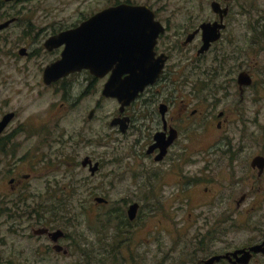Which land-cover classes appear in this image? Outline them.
Here are the masks:
<instances>
[{
  "label": "rangeland",
  "instance_id": "374dc122",
  "mask_svg": "<svg viewBox=\"0 0 264 264\" xmlns=\"http://www.w3.org/2000/svg\"><path fill=\"white\" fill-rule=\"evenodd\" d=\"M113 1L19 0L0 5V21L7 18L1 12L18 13L21 18L31 17L34 28L43 29L47 21H76ZM134 1L150 5L163 21L168 20L167 37H177L166 65L174 77L176 106L179 99L189 97L190 109H203V114L192 117L189 137L193 146L216 150L220 184L217 187L224 199L223 206L227 202L233 207L240 191L250 186V181L242 179L244 161L262 151L264 145V0H233L221 37L201 54L196 53L199 38L185 47L178 43L184 39L186 31L203 20L214 18L210 0ZM18 33L13 26L0 30V103L2 110H18L12 124L23 129L16 137L17 155L31 147L36 155L41 148L47 158L39 162L34 157L37 161L33 169L27 163L17 166L20 171L30 172L25 182L32 193L26 200L30 209H10L0 214V264H127L122 255L131 256V264H157L156 260L164 251L161 248L170 247L171 241L153 239L156 234L147 233V229L169 228L173 209L170 180L153 178L152 155L146 153L153 128L141 125L140 117L135 118L132 127L125 132L111 125L118 102L101 95V80L86 91L88 80H84L82 73L74 91L75 97L79 96L74 108L70 106L72 101L69 105L63 104L60 94L52 88L38 89L34 81L24 76V71L27 66L29 77L30 72L37 71L35 61L41 59V54L19 55L20 44L14 40ZM38 45L39 41L32 40L28 47L34 50ZM239 71L247 72L252 79L242 99L234 81ZM198 100L202 103L196 102ZM92 107L94 113L88 118ZM133 108L139 110V103ZM219 110L227 113L222 129L214 124ZM238 141L242 143L240 149H237ZM227 149L231 152H226ZM85 155L99 161L100 167L94 174L80 163ZM229 155L237 159L231 160ZM41 164L48 167L44 170L48 173L39 172ZM5 168L1 163L0 178ZM55 176L60 185L50 180ZM144 183H148L145 191ZM260 185L264 187V179ZM150 187L155 195L147 189ZM201 195V191L193 189L191 200ZM14 196H0V200ZM96 197L106 198V205ZM133 201L142 203L143 241L130 238L136 223L124 225L122 218ZM2 206L0 204V208ZM187 211L192 212L191 218L186 216ZM195 211L196 208L190 207L176 212V215L184 214L192 223L189 235L195 231ZM260 212L256 209L253 215L259 216ZM42 225L65 231V236L58 241L67 247L66 253L54 250L53 241L46 234L32 233V227ZM248 234L247 230L238 228L228 236L240 242L248 238ZM176 251L171 254L175 264H189ZM251 264H264V258L259 257Z\"/></svg>",
  "mask_w": 264,
  "mask_h": 264
},
{
  "label": "flooded vegetation",
  "instance_id": "af4514ba",
  "mask_svg": "<svg viewBox=\"0 0 264 264\" xmlns=\"http://www.w3.org/2000/svg\"><path fill=\"white\" fill-rule=\"evenodd\" d=\"M16 1L19 0H0V5ZM232 1L233 0H210V7L215 15L214 18L203 20L198 25L192 27L190 31H186L184 39L180 40L178 43L179 46L185 47L199 38V47H196V53L201 54L205 52L206 50L199 52L203 44L202 30L200 27L201 23L205 21L223 23L224 25L219 28V39L227 26ZM119 3L146 4L134 0H115L97 11ZM212 3H216V10H214ZM148 6L154 12V19L158 20L163 25V30L157 34L153 46L156 60L159 62L163 59L162 68L153 82L145 84L143 89L140 90L133 99L123 105L119 102L117 97L104 96L102 94L103 86L111 76V69L101 76H97L88 68L83 67L49 81H46L44 77L45 68L61 57L65 45L61 43L57 46L49 47V44L46 43L47 40L51 36H55L64 30L76 27L81 21L92 16L97 11L79 17L76 21H47L43 29L34 28L31 17L21 18L18 13L10 15L1 12L7 18L0 21V30L9 26L18 29V36H15L14 40L17 44H20L17 49L19 55L28 57L31 55L37 56L38 53L41 54V59L35 61L37 71L29 73L31 78L27 75L29 71L27 66L24 71V76L34 81L38 89L52 88L55 93L60 94V97L63 99V104L69 105L72 101L70 106L74 108L79 100V96L75 97L74 91L77 89V84L80 83V74L82 73L84 74V80H88V88H86V91H90V87L98 80H101V95L106 98H114L118 102L117 110L110 119L111 125H115L120 131L125 132L132 127L134 119L140 117L141 125L147 128H153L151 139L146 143V153L152 155L153 178H165L170 180L172 189L169 194L171 195V207L173 209L171 215L173 221L169 228L160 227V229H157L156 227L154 229V227H151L147 229V233L154 231L156 234L152 237L153 239L158 241H166L165 239H167V241H171L170 247L161 248V250L164 251H161V256L156 260L157 264H175L171 254L176 250H178L176 252L182 254L183 260L189 264H251L253 261L258 260L259 257L264 258L263 250L253 251L249 249L250 246L264 241V187L262 188L260 185L261 181L264 179V165L260 168L257 164H252V158L255 155H264V145L262 146V151L255 153L252 157H248L247 161H244L242 179L250 181L249 188L240 191L241 193L235 199V205L233 207L227 202L223 206L224 199L219 193L220 188L217 187L220 184L216 171L218 161H216L214 155L216 150L208 149L207 146H193V142L189 137L191 119L196 115L203 114V109H200V107H192L190 109L188 107V104L191 102L189 97L179 99L178 105L176 106L177 103L175 100L178 95L172 84L174 77L171 76L170 70L166 65L170 58V51L176 47L177 37L174 39L167 37L168 35H166L165 31L169 26L168 20L166 22L163 21L157 12L150 5ZM191 33H194L193 36L187 39L188 35ZM173 35L176 34L174 33ZM33 36L34 39H32ZM7 40L9 41V38ZM32 40L39 41L38 47L34 50H30L28 47ZM215 41L216 40L211 42L209 48ZM209 48H207V50ZM30 59L32 58H29V60ZM240 72L241 71L237 73L234 81L237 82L240 99H242L244 97V89L246 86H250L252 79L248 74L250 81L247 84L240 85L238 82ZM126 74L127 72H123L120 76L124 77ZM170 83L171 87L169 86ZM196 102L202 103L201 100ZM138 103L139 110H136L133 107ZM2 108L3 106L0 103V125L2 126L0 129V164L2 163L6 166L0 178V196L10 194L16 196L12 199L0 200V204L3 205L0 208V214L3 213V211H10V209H17L20 211L30 209L29 203H27L26 200L32 193L30 192V185H25V182L30 177V172H26L25 170L20 171L17 166L20 163H27L29 168L33 169V163L37 160L42 162L43 158H47L44 156V152L41 151V148H39V152L37 151L38 155L34 152L35 149L31 147L24 150L22 155H17L19 144L16 141V137L19 133L23 132V129L13 127L12 124L18 115V110L14 108L2 110ZM137 111L138 115L135 116V112ZM224 111L225 110H219L217 112V120L214 124L218 129H222L227 120V113H224ZM93 113L94 108L92 107L89 109L87 117L91 118ZM113 120H115L114 123H112ZM25 137L24 135V138ZM240 141L237 143V149L242 147ZM63 142L65 141H62V143ZM41 147L43 148V146ZM226 152H231V149H227ZM193 153H195V155H193ZM34 157L38 159L33 160ZM228 158H231V160L237 159L236 156L233 157L232 155H229ZM84 159L85 163L83 164L82 161ZM95 162H98V169L100 167L99 161H93L89 155H85L80 161L82 166L88 167L91 174L97 171V169L94 172L90 170V167L93 166ZM248 164L249 167H247ZM47 168V166L41 164L39 172H44ZM45 172L48 173V171ZM50 180L54 181L56 186L60 185L58 177L55 176ZM146 184L148 183L143 184V191H145ZM255 184L257 187H254ZM147 189L151 190L152 194L155 195L153 187ZM193 189L201 191L202 195L199 196L198 199L192 201L191 192ZM62 190L63 184L61 187V191ZM39 192H36V194ZM46 192L48 193L47 189ZM54 192H56V190ZM158 193L159 195L162 194L161 192ZM247 200L248 203L246 204L245 202ZM107 201L108 200L104 198L101 203L106 205ZM225 206L227 207L226 209H224ZM190 207L196 208L193 222L196 225L192 235H189V228L192 223L188 220V217L191 218L192 212H186V216L188 217L184 214L176 215V212L187 210ZM141 208L142 203L137 202V208L133 218H130L127 212H124L122 217L124 225L129 226L136 223L134 229L130 232V238L135 239L136 242L144 240V235L141 232V229H143ZM256 209L261 211L258 213L259 216L253 215ZM126 211H128V208ZM174 216L176 217L174 218ZM158 222L161 223V220ZM16 226H19V224H16ZM44 226L51 230L54 229L42 225V227ZM33 228L35 227L31 228L32 233H34ZM238 228L247 230L249 232L248 236H250L246 239L242 238L243 240L240 242H238L235 237L228 236L233 229ZM61 230L63 234L59 236L56 241H53L47 233L42 234H46L51 241H53L52 248L54 250H56L54 245H60L61 249L56 251L66 253L68 251L67 247L58 241L65 236V231L63 229ZM136 234L137 236L135 238ZM63 250H65V252ZM186 256H188L190 260H193V262L188 260ZM122 257L125 258L127 264H131V256L127 258L122 255ZM191 257H194V259Z\"/></svg>",
  "mask_w": 264,
  "mask_h": 264
},
{
  "label": "water",
  "instance_id": "95a60500",
  "mask_svg": "<svg viewBox=\"0 0 264 264\" xmlns=\"http://www.w3.org/2000/svg\"><path fill=\"white\" fill-rule=\"evenodd\" d=\"M212 6L216 10V3H212ZM223 25L214 21L201 23L203 44L199 52L207 50L211 42L218 39L219 28ZM162 30L163 25L154 19L153 10L146 4L119 3L105 7L76 27L64 30L47 40L49 47L61 43L65 45L61 57L45 68V80L56 79L83 67L97 76L111 69V76L105 82L102 94L117 97L123 105L133 99L145 84L153 82L161 71L163 59L159 62L156 60L153 46L157 34ZM193 34L188 35L187 39ZM123 72L127 74L121 77ZM249 81L247 72L241 71L238 76L239 84H247ZM1 127L0 125V129ZM82 163H85V159ZM252 164L262 168L264 155H255ZM97 165L98 162H95L90 170L94 172ZM96 199L102 201L104 198ZM136 208L137 202L129 205L127 213L130 218H133ZM33 232L47 233L53 241L63 234L60 228L51 230L45 226L35 227ZM54 248L59 251L61 246L54 245ZM249 249L264 252V241L250 246Z\"/></svg>",
  "mask_w": 264,
  "mask_h": 264
},
{
  "label": "trees",
  "instance_id": "16d2710c",
  "mask_svg": "<svg viewBox=\"0 0 264 264\" xmlns=\"http://www.w3.org/2000/svg\"><path fill=\"white\" fill-rule=\"evenodd\" d=\"M60 203H61V202H59L57 206H59V207H60Z\"/></svg>",
  "mask_w": 264,
  "mask_h": 264
}]
</instances>
